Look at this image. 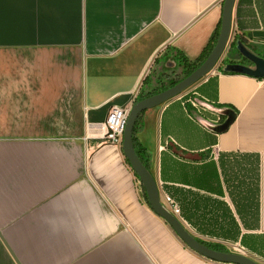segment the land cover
Instances as JSON below:
<instances>
[{"label":"crops","instance_id":"1","mask_svg":"<svg viewBox=\"0 0 264 264\" xmlns=\"http://www.w3.org/2000/svg\"><path fill=\"white\" fill-rule=\"evenodd\" d=\"M223 1L0 0V264H223L179 240L104 139L111 107L172 80L176 52L200 57ZM249 1L242 24H260ZM237 5L230 44L264 48L263 26L238 30ZM230 44L204 79L140 115L137 147L195 238L264 264V79L224 72L238 63Z\"/></svg>","mask_w":264,"mask_h":264},{"label":"water","instance_id":"2","mask_svg":"<svg viewBox=\"0 0 264 264\" xmlns=\"http://www.w3.org/2000/svg\"><path fill=\"white\" fill-rule=\"evenodd\" d=\"M236 1L237 0L223 1L219 34L214 47L206 59L191 74L177 82L172 87L139 100L132 105L125 125L121 147L125 158L129 162L131 169L136 174L145 192L147 204L157 216L162 218L168 224L171 230L175 233L179 240L185 244V246H187L196 254L218 263L258 264L247 256L230 251L225 252L216 250L195 238L180 222V220L171 212H169V210L162 203L158 184L149 169L143 164L142 160L137 155L133 143L134 126L139 116L144 111L179 97L186 90L206 77L221 60L230 44L233 25V12ZM237 49L239 50L242 57L249 62V65H229L226 71L245 74L258 79H264V58L254 54L239 42L237 43ZM234 118L235 114H228L226 121L219 126V131H225L233 122Z\"/></svg>","mask_w":264,"mask_h":264},{"label":"trees","instance_id":"3","mask_svg":"<svg viewBox=\"0 0 264 264\" xmlns=\"http://www.w3.org/2000/svg\"><path fill=\"white\" fill-rule=\"evenodd\" d=\"M254 4L256 7V10L261 11L262 7H264V0H254ZM252 9L251 11L253 12V5H251V2L249 0H238V5H237V21H238V30H241L242 27H257V26H263L264 27V16H261L262 18V22L259 23H248L246 25L242 24V19H243V14H245L244 10H246V15H249V9ZM253 14H255V12H253ZM219 29H220V23L218 24V27L215 31V33L213 34V37L211 38L209 44L207 45V47L204 49V51L202 52V54L200 55V57L196 60V61H190L188 60L180 51L175 53V58L176 61L178 63V65L181 67L182 69V74L183 76H178L177 78H173L172 80L168 81V82H159L158 83V87L155 88L153 90V92L144 94L141 93L137 99V101L142 100L148 96H151L153 94L159 93L161 91H164L165 89L172 87L173 85H175L177 82H179L180 80H182L183 78H185L186 76H188L189 74H191L205 59L206 57L209 55V53L211 52L212 48L214 47L218 34H219ZM241 43L243 44L245 47H247L251 52H253L254 54H257L260 57L264 58V48H258L256 46H246L244 44V38L240 35V34H236L234 36L233 41L230 44L229 50H228V57L230 59V61H234L237 60L238 63L237 64H243L244 62L247 63L249 65V62L247 60H245L242 55L240 54L239 50L237 49V43ZM225 73H228L226 70H224ZM232 73V72H230ZM136 101V102H137ZM135 102V103H136ZM140 117V116H139ZM139 120V118H138ZM138 120L134 126V132H133V143L135 146V151L137 153V155L140 157V159L142 160L143 164L146 166V163H144L143 161V157H142V152L141 150L138 149L137 147V137L136 134L139 131V125H138ZM169 148L173 150V146L169 145ZM176 154L177 151L173 150ZM127 160V159H126ZM196 160V159H194ZM127 163L129 164V162L127 161ZM147 167V166H146ZM136 175V174H135ZM145 199H146V195L145 192L143 190ZM175 201V200H174ZM147 202V199H146ZM211 247V246H209ZM214 248L216 250H220V251H224L223 249H218L217 247H211ZM228 252V251H225Z\"/></svg>","mask_w":264,"mask_h":264},{"label":"built area","instance_id":"4","mask_svg":"<svg viewBox=\"0 0 264 264\" xmlns=\"http://www.w3.org/2000/svg\"><path fill=\"white\" fill-rule=\"evenodd\" d=\"M187 104L190 107H199V102L191 97L187 99L186 105ZM131 107L121 109L113 106L109 109L107 119L104 124V139L107 142L122 146L124 129ZM164 201L169 206V212L178 218L180 214L179 205L169 196H165Z\"/></svg>","mask_w":264,"mask_h":264},{"label":"rangeland","instance_id":"5","mask_svg":"<svg viewBox=\"0 0 264 264\" xmlns=\"http://www.w3.org/2000/svg\"><path fill=\"white\" fill-rule=\"evenodd\" d=\"M173 57L175 58V55H173ZM175 60H176V58H175ZM167 61H169L168 59H166V58H164L162 61H161V64L163 65V64H165ZM178 61V60H177ZM178 64V63H177ZM168 72H170V76H173V75H175L174 76V78H177L178 76H183V74H182V69H181V67L180 66H177V67H174V68H171V69H169V71ZM156 78V77H155ZM160 81H164L163 79H161V80H159V78H156V80H155V82L158 84ZM169 81V80H168ZM140 184V183H139ZM141 186V185H140ZM162 203L164 204V206L169 210V206L165 203V201L164 200H162ZM232 252H234L233 250H232ZM243 252H244V250H243ZM235 253H237V252H235ZM245 253V255L247 256V252L245 251L244 252ZM248 257V256H247ZM252 259V258H251ZM252 260H254V259H252ZM255 261V260H254ZM256 262V261H255ZM258 263V262H257Z\"/></svg>","mask_w":264,"mask_h":264},{"label":"bare ground","instance_id":"6","mask_svg":"<svg viewBox=\"0 0 264 264\" xmlns=\"http://www.w3.org/2000/svg\"><path fill=\"white\" fill-rule=\"evenodd\" d=\"M223 57V56H222ZM222 59V58H221ZM215 68V67H214ZM205 78V77H204ZM203 78V79H204ZM200 82V81H199ZM141 185V184H140ZM233 253H235V252H233ZM238 253V252H237ZM238 254H241V255H244L243 253H238ZM244 256H246V255H244Z\"/></svg>","mask_w":264,"mask_h":264},{"label":"flooded vegetation","instance_id":"7","mask_svg":"<svg viewBox=\"0 0 264 264\" xmlns=\"http://www.w3.org/2000/svg\"><path fill=\"white\" fill-rule=\"evenodd\" d=\"M243 65H248V64L244 62Z\"/></svg>","mask_w":264,"mask_h":264}]
</instances>
